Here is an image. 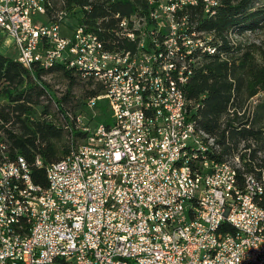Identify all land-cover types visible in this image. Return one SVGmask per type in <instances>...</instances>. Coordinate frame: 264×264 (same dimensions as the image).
Instances as JSON below:
<instances>
[{
	"label": "built area",
	"instance_id": "obj_1",
	"mask_svg": "<svg viewBox=\"0 0 264 264\" xmlns=\"http://www.w3.org/2000/svg\"><path fill=\"white\" fill-rule=\"evenodd\" d=\"M196 2L160 0L150 22L142 17V50L108 56L97 35L78 32L76 22L68 27L70 36L61 35L66 15L48 22L44 1L0 0L1 43L13 46L27 69L62 64L100 86L86 99V111L68 115L64 128L72 126L79 137L70 144L74 157L45 166L51 191L33 183L23 158H0V188L10 194V202L0 197V264H264V208L258 205L264 188L257 177L244 173L239 179L212 156L192 161L193 178L183 175L179 144L191 143V150L203 145L190 136L191 102L178 97L173 72L183 68L185 78L187 67L179 60L196 57L200 63L213 42L208 34L190 33L186 17L176 20L174 13ZM130 25L122 18L116 34L132 42ZM175 30H183L186 44L176 43ZM150 32L162 33L159 65H152ZM191 47H201L200 56H191ZM130 52H137L136 63H128ZM154 69L166 71L174 102L159 99ZM141 72H148V85H140ZM255 100L247 102V117ZM99 102L106 103L105 122L97 120ZM164 107H172V118L162 116ZM124 118H131L130 129H123ZM180 118H187V127H180ZM164 120H173V129L164 128ZM35 166L43 165L36 159ZM160 203H169V210L156 212ZM4 216L16 219L17 231L4 226ZM214 223H223V230L209 236Z\"/></svg>",
	"mask_w": 264,
	"mask_h": 264
},
{
	"label": "trees",
	"instance_id": "obj_2",
	"mask_svg": "<svg viewBox=\"0 0 264 264\" xmlns=\"http://www.w3.org/2000/svg\"><path fill=\"white\" fill-rule=\"evenodd\" d=\"M159 1L44 0V5L48 22L56 23L60 13H67V20L71 18L85 32L95 33L104 49L115 53L134 51L137 47L136 41L116 34L120 20L137 16L150 22L149 13ZM214 1L216 4L210 6L208 0H197L195 5H182L174 13L176 20L186 17L190 33L210 35L211 46L217 49L215 54L202 53L200 63L197 59L183 86L184 96L191 102L189 118L214 140L211 156L216 162L238 157L241 170L233 167L239 179L244 173L261 178L264 177V44L246 43L244 36L264 30V5L255 6L256 0ZM162 33L154 32V36L162 40ZM200 54L199 51L194 56ZM56 73L67 81L65 92L58 98L41 81L44 76ZM76 85L82 89L80 97L72 94ZM99 92L100 86L75 68L57 64L47 70L36 65L27 69L14 56L0 52V158L10 162L23 158L33 183L45 188V166L61 160L71 141L79 137L72 126L64 128L70 122L68 115L86 111V99ZM255 98L247 117V102ZM48 104H54L55 112L49 110ZM97 109V120L105 122L106 103L99 102ZM36 159L41 161V168L35 166ZM258 205L264 208V194ZM226 230L234 232L229 226Z\"/></svg>",
	"mask_w": 264,
	"mask_h": 264
},
{
	"label": "bare ground",
	"instance_id": "obj_3",
	"mask_svg": "<svg viewBox=\"0 0 264 264\" xmlns=\"http://www.w3.org/2000/svg\"><path fill=\"white\" fill-rule=\"evenodd\" d=\"M44 1V0H41ZM131 26L130 32L133 34V40L137 42V47L134 51H140L144 47V42H146V25H144V19H138L130 17ZM77 23V22H76ZM76 29L78 32H85L78 24H76ZM182 30H175L176 43L186 44L185 33H181ZM149 40L151 44L154 45L155 56L152 58V65H159V61H163L165 57V46L163 44V39L159 40L154 36V32L149 33ZM201 52V47H191V56L195 53ZM203 52L210 54L217 53L216 47H210L208 49H203ZM101 54L108 56L118 55V52L110 53L101 47ZM15 60L22 64L21 58L15 57ZM197 59L195 57H189L187 60H179V67H187V72H185V78L183 73V68H175L173 72L174 86L177 87V93L179 98H185L183 92V86L185 85V79L192 74L193 67L196 65ZM137 62V52H130L128 54V63ZM25 68L26 65L22 64ZM154 76H157L158 81V96L159 99L166 100L167 102H174V97H176V90L171 89L169 76H167L166 71H161V69H154ZM140 85H148V72H141ZM124 100H131V93H124ZM162 116L164 118H172V107L162 108ZM180 127H187V118H180ZM131 128V118L123 119V129ZM164 128L173 129V120H164ZM189 132L191 138L203 146H193L191 150V143H180L179 153L181 154V163H183V175L184 178H193L192 161H200L207 157H211L214 140L208 137L205 133L200 131L196 124L189 118ZM65 157H74V147H70L68 153ZM216 166H224L226 170L230 172H235L233 165L230 162H216ZM47 186L44 191H51L50 175L46 174ZM257 185L264 188V177L257 178ZM0 197H2L3 202H10V194L7 188H0ZM169 210V203H160L156 205V212H166ZM4 226L7 227L9 231H17L18 223L13 216H4ZM23 226H30V218H23ZM223 230V223H214L213 228L209 229V236H216L221 234Z\"/></svg>",
	"mask_w": 264,
	"mask_h": 264
},
{
	"label": "rangeland",
	"instance_id": "obj_4",
	"mask_svg": "<svg viewBox=\"0 0 264 264\" xmlns=\"http://www.w3.org/2000/svg\"><path fill=\"white\" fill-rule=\"evenodd\" d=\"M255 6L259 5L262 6L264 5V0H256V3L254 4ZM67 16V13H64ZM70 20H66L64 22V25L61 27L60 29V34L64 35V36H70V31L68 29V27L73 23L71 21V18H68ZM4 39V36H1V40H0V52L3 54H6L10 57L13 56L11 51H7L5 52V46L2 45L1 41ZM244 40L245 42H250V43H259V44H264V30L258 31L256 33H252V34H245L244 36ZM41 81L45 82L46 84L49 85L50 89L55 93V96L58 98L59 96H61L62 93L65 92L66 90V86H67V81L65 79L62 78V76L58 73L56 74H50V75H46L44 76ZM86 88V87H85ZM82 93V89L81 87H79V85H76L73 89H72V94L80 97ZM44 104H47V102H45ZM49 105V110L51 112H55V107L54 104H48ZM238 157H234L232 159H230V163L232 165H234V167H242V162L240 159H235ZM232 161V162H231Z\"/></svg>",
	"mask_w": 264,
	"mask_h": 264
},
{
	"label": "crops",
	"instance_id": "obj_5",
	"mask_svg": "<svg viewBox=\"0 0 264 264\" xmlns=\"http://www.w3.org/2000/svg\"><path fill=\"white\" fill-rule=\"evenodd\" d=\"M7 51H11L14 57H15L16 54H17V53H16V50H15V48H14L13 46H10V47L6 48V49H5V52H7Z\"/></svg>",
	"mask_w": 264,
	"mask_h": 264
}]
</instances>
